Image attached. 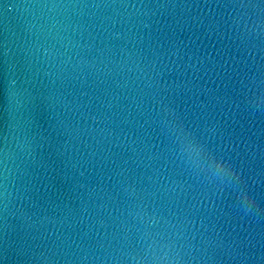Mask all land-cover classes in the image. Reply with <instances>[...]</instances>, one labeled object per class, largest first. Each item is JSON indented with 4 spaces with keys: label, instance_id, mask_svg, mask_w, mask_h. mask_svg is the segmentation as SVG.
I'll return each mask as SVG.
<instances>
[{
    "label": "water",
    "instance_id": "water-1",
    "mask_svg": "<svg viewBox=\"0 0 264 264\" xmlns=\"http://www.w3.org/2000/svg\"><path fill=\"white\" fill-rule=\"evenodd\" d=\"M0 264H264V0H0Z\"/></svg>",
    "mask_w": 264,
    "mask_h": 264
}]
</instances>
